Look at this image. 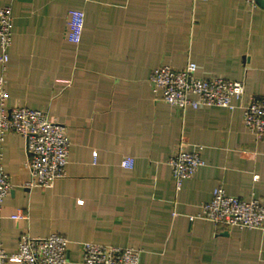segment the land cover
I'll list each match as a JSON object with an SVG mask.
<instances>
[{
	"label": "crops",
	"instance_id": "obj_1",
	"mask_svg": "<svg viewBox=\"0 0 264 264\" xmlns=\"http://www.w3.org/2000/svg\"><path fill=\"white\" fill-rule=\"evenodd\" d=\"M3 6L13 12L7 105L48 111L68 127L71 147L65 177L28 188L26 138L11 132L0 142L12 183L0 208V245L13 253L23 233L57 232L69 239L68 264H80L84 241L140 248V264H264V228L191 219L219 185L264 203V136L244 120L249 96L264 95V3L0 0ZM72 9L85 13L78 43L67 36ZM190 61L201 76L245 81L244 97L233 108L183 111L156 99L152 71ZM182 137L204 146L203 163L177 189L168 161ZM127 157L132 168L122 164Z\"/></svg>",
	"mask_w": 264,
	"mask_h": 264
},
{
	"label": "built area",
	"instance_id": "obj_2",
	"mask_svg": "<svg viewBox=\"0 0 264 264\" xmlns=\"http://www.w3.org/2000/svg\"><path fill=\"white\" fill-rule=\"evenodd\" d=\"M256 6L259 0H244ZM85 13L72 9L68 13V39L81 41ZM13 41V12L11 6L0 7V142L8 133H20L26 138L27 168L29 179L25 185L47 187L56 179L67 175L71 138L68 127L48 111L27 105L9 107V92L4 73L9 61V49ZM150 82L156 99H161L186 110L188 107L221 106L233 108L234 102L244 97L246 83L221 76L204 77L198 74L197 63L188 62L184 67L173 68L168 64L156 67ZM244 120L247 128L257 136H264V95L249 96L244 106ZM202 144L192 143L182 137L176 150L169 158V164L177 189L185 179L192 178L203 163ZM0 148V208L12 189L9 174L2 163ZM124 167L132 168L134 159L127 157ZM259 175H254L258 179ZM19 212L13 218L20 219ZM203 218L216 225L239 228H264V203L255 195L242 197L229 194L223 185L215 187L211 200L201 204V210L191 219ZM69 239L54 232L47 236L20 235L18 248L8 252L0 245V264H68ZM142 250L137 247H120L91 241L82 243L80 264H140Z\"/></svg>",
	"mask_w": 264,
	"mask_h": 264
},
{
	"label": "water",
	"instance_id": "obj_3",
	"mask_svg": "<svg viewBox=\"0 0 264 264\" xmlns=\"http://www.w3.org/2000/svg\"><path fill=\"white\" fill-rule=\"evenodd\" d=\"M259 3H264V0H259Z\"/></svg>",
	"mask_w": 264,
	"mask_h": 264
},
{
	"label": "trees",
	"instance_id": "obj_4",
	"mask_svg": "<svg viewBox=\"0 0 264 264\" xmlns=\"http://www.w3.org/2000/svg\"><path fill=\"white\" fill-rule=\"evenodd\" d=\"M177 148V147H176Z\"/></svg>",
	"mask_w": 264,
	"mask_h": 264
}]
</instances>
